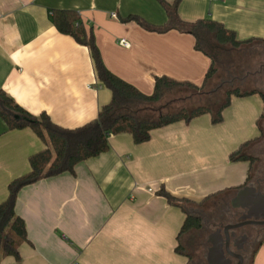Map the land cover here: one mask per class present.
<instances>
[{
    "label": "crops",
    "instance_id": "crops-1",
    "mask_svg": "<svg viewBox=\"0 0 264 264\" xmlns=\"http://www.w3.org/2000/svg\"><path fill=\"white\" fill-rule=\"evenodd\" d=\"M53 9L77 11L106 68L142 93L150 94L160 75L200 84L210 65L194 48L193 35L123 21L135 15L163 25L158 0H0V89L62 127L96 118L111 92L97 79L88 47L56 30ZM177 13L187 22L219 21L240 40L264 39V0H179ZM225 52L244 61L221 60L217 72L252 94L231 96L217 123L203 114L154 129L138 144L129 133L112 134L108 150L77 163L73 173L23 186L14 210L28 241L18 248L19 260L6 256L0 264H190V251H175L186 212L158 190L195 202L186 207L195 214L203 206H232L238 191L257 178H248L250 161L229 156L251 141L244 153L254 157L248 150L262 138L264 41ZM44 146L30 128L11 130L0 118V202L8 183L29 170L28 157ZM195 234H184L180 243ZM261 248L262 242L251 264H259Z\"/></svg>",
    "mask_w": 264,
    "mask_h": 264
},
{
    "label": "trees",
    "instance_id": "trees-1",
    "mask_svg": "<svg viewBox=\"0 0 264 264\" xmlns=\"http://www.w3.org/2000/svg\"><path fill=\"white\" fill-rule=\"evenodd\" d=\"M178 1L173 0L170 3L166 0H158L166 13V22L163 25H152L135 15H129L123 21H134L144 29L154 32L176 29L193 35L194 48L209 57L210 65L200 84L177 80L167 75L156 76L150 94L142 93L106 68L92 32L85 29L77 11L52 10L50 21L56 30L88 47L96 77L100 84L111 92V98L100 107L93 120L79 127L65 128L52 122L45 112H41L38 116L32 115L0 89V118L7 128L11 130L30 128L45 145L28 157L29 170L8 183V194L0 202V259L12 256L19 260L18 248L21 243L28 241L24 221L14 210L17 193L23 186L64 172L73 173L77 163L107 151L108 137L112 134L129 133L134 143L138 144L147 141L150 132L154 129L178 121L187 122L203 114H209L213 123L220 122L222 112L229 105L231 96L243 97L254 92L238 86H230L224 90V99L215 108L210 104H198L191 108L172 109L167 107L171 99L162 104L167 97L184 89L194 92L202 91L218 70L217 60L220 52H225L226 49H238L253 41H264L260 38L240 40L233 30L211 18L198 19L194 22L183 21L177 13ZM260 95L264 103V92ZM263 116V114L260 116L258 123ZM251 143V141L243 143L230 154V160L252 163L254 157L244 153V149ZM158 194L165 197L170 204L186 212L176 237L178 244L175 247L176 252L183 254L186 251L180 243L181 237L190 231L199 230L202 226L200 217L186 211V207L196 203L185 198L174 197L163 187L158 190Z\"/></svg>",
    "mask_w": 264,
    "mask_h": 264
},
{
    "label": "flooded vegetation",
    "instance_id": "flooded-vegetation-1",
    "mask_svg": "<svg viewBox=\"0 0 264 264\" xmlns=\"http://www.w3.org/2000/svg\"><path fill=\"white\" fill-rule=\"evenodd\" d=\"M253 186L264 194V177H257ZM255 203L256 199L247 194L235 207L219 206L211 212L196 209L202 226L195 231L197 256L193 262L190 258V264H251L264 240V208H256ZM254 218L256 223L241 224Z\"/></svg>",
    "mask_w": 264,
    "mask_h": 264
},
{
    "label": "rangeland",
    "instance_id": "rangeland-1",
    "mask_svg": "<svg viewBox=\"0 0 264 264\" xmlns=\"http://www.w3.org/2000/svg\"><path fill=\"white\" fill-rule=\"evenodd\" d=\"M248 55L251 56V54ZM228 56L229 54H227L226 52H220L218 54L219 59L217 60V63H219L221 60V62H223L224 64H238L237 62L241 63V61H244L243 57L237 54H231L229 57ZM248 57L249 56H247L246 58ZM234 83L235 82H233L232 84V81L228 80V78L225 76V71L220 70L219 72H217V74H215V76H213V78H211L206 83L202 91L194 92L184 89L172 96L167 97L162 102V104H165L171 99L167 107L172 109H178L179 107L191 108L198 104H210L215 108L224 99V90L230 86H235L236 84ZM259 125L262 127V138L259 144L254 145L251 149L248 150V152L255 156L248 175L250 181H254L256 177H264V116L262 121L257 126ZM203 209L206 212H211L214 208L203 206ZM195 235H193L191 238H187L185 244H182L185 251H190L191 262L196 261L197 256V249L195 248L196 244L194 239ZM262 244L264 245V240L262 241ZM258 261L259 264H264V248H261L259 252Z\"/></svg>",
    "mask_w": 264,
    "mask_h": 264
},
{
    "label": "water",
    "instance_id": "water-1",
    "mask_svg": "<svg viewBox=\"0 0 264 264\" xmlns=\"http://www.w3.org/2000/svg\"><path fill=\"white\" fill-rule=\"evenodd\" d=\"M252 195L255 199H256V208H260V206L262 208H264V194H262L260 191L256 190L255 187L251 186V185H245L244 187H242L236 197L232 200L231 204L233 207L237 206V204H239L241 202V200L246 197V195ZM245 204V203H244ZM247 204V203H246ZM257 219H247L246 221H244L241 224H251V223H256ZM262 223H264V221H261ZM234 226H238V225H234Z\"/></svg>",
    "mask_w": 264,
    "mask_h": 264
},
{
    "label": "built area",
    "instance_id": "built-area-1",
    "mask_svg": "<svg viewBox=\"0 0 264 264\" xmlns=\"http://www.w3.org/2000/svg\"><path fill=\"white\" fill-rule=\"evenodd\" d=\"M119 43L122 45V46H128L129 43L125 40V39H120Z\"/></svg>",
    "mask_w": 264,
    "mask_h": 264
}]
</instances>
